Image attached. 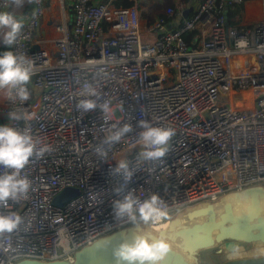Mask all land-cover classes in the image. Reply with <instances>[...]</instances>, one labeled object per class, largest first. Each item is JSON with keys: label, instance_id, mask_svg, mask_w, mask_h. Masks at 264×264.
<instances>
[{"label": "built area", "instance_id": "built-area-1", "mask_svg": "<svg viewBox=\"0 0 264 264\" xmlns=\"http://www.w3.org/2000/svg\"><path fill=\"white\" fill-rule=\"evenodd\" d=\"M243 3L203 0L169 29L184 10L167 7L148 22L141 0H58L56 36L38 39L47 9L45 0L32 3L20 38L6 48L32 62L30 98L13 102L0 93V126L27 129L51 151L23 170L32 182L27 198L0 208L22 218L0 233V264L73 263L79 249L142 223L113 217V201L128 192L160 198L163 216L149 225L162 229L183 208L264 186V14L246 29L233 26L229 13ZM9 7L0 0V11ZM85 83L96 88L98 104L108 103L107 113L77 108ZM13 111L21 118L9 120ZM141 121L172 130L164 157H140ZM113 125L132 131L101 161L96 147ZM121 160L134 176L117 196ZM68 188L79 195L57 205Z\"/></svg>", "mask_w": 264, "mask_h": 264}, {"label": "clouds", "instance_id": "clouds-1", "mask_svg": "<svg viewBox=\"0 0 264 264\" xmlns=\"http://www.w3.org/2000/svg\"><path fill=\"white\" fill-rule=\"evenodd\" d=\"M29 3H39L40 0H28ZM6 4L22 7L25 0H5ZM24 24L17 20L9 11H0V31L3 32L0 43L5 48H12L20 38ZM33 76L32 62L23 56H17L11 51L0 53V93L7 99L21 103L30 98L28 84ZM84 99H80L77 108L89 112L99 108L102 112L109 111L108 103L98 104L99 93L89 83L83 86ZM93 97L95 99H93ZM9 120L20 119L16 112L7 114ZM28 119L27 116L24 117ZM142 129L138 133V143L143 146L140 157L144 160H156L164 157L167 152V144L173 135L171 129L153 127L148 122H139ZM105 137L96 147V154L101 161H107L108 152L114 144H117L132 131L131 126L124 125ZM51 147L42 144L25 129L23 132L9 126H0V168L7 169L5 174H0V208H8L9 202H19L21 198H27L31 188V180L23 170L33 159H41L45 153L50 152ZM114 173L121 175L124 184L115 188L117 196L124 191L131 182L134 172L126 161L117 162ZM112 212L115 220L127 219L131 222L140 221L145 225L155 224L163 216L162 201L157 195L143 201L135 198L128 192L122 199H116L112 203ZM22 223V218L15 212L0 213V233H11ZM138 232L132 242H123L113 249L112 255L115 264H164L170 251V245L164 238H154L150 233Z\"/></svg>", "mask_w": 264, "mask_h": 264}, {"label": "water", "instance_id": "water-1", "mask_svg": "<svg viewBox=\"0 0 264 264\" xmlns=\"http://www.w3.org/2000/svg\"><path fill=\"white\" fill-rule=\"evenodd\" d=\"M78 195V190L68 188L56 197L55 203L63 206ZM141 230L142 234L150 233L154 238H164L169 243L170 251L164 264H200L204 252L235 244L263 249L264 186H249L229 192L216 201L183 208L172 215L168 225L162 229L137 223L115 231L79 249L73 263L24 259L15 264H115L113 249L123 242H132ZM224 264H264V258Z\"/></svg>", "mask_w": 264, "mask_h": 264}, {"label": "crops", "instance_id": "crops-1", "mask_svg": "<svg viewBox=\"0 0 264 264\" xmlns=\"http://www.w3.org/2000/svg\"><path fill=\"white\" fill-rule=\"evenodd\" d=\"M172 3L167 7H175L178 10H184V16L175 15L168 23L169 29H176L182 25L183 19L190 15L203 0H171ZM58 0H45L46 3V16L42 25L41 31L37 34L36 38H42L45 36H56L55 26L59 24V11L56 10ZM30 6V8H28ZM32 3L25 0L20 13V19L23 22L30 14L32 10ZM12 5H10L7 11H11ZM166 7V8H167ZM26 11V12H24ZM23 12V13H22ZM164 13V12H163ZM188 13V14H187ZM187 14V15H186ZM264 14V0H244V3L232 11L228 16V22L239 29H246L249 26L255 24ZM0 31V35H2ZM189 39V37H186ZM5 48V47H4ZM6 49V48H5ZM5 51H8L6 49ZM4 51V52H5ZM264 258L263 249H253L244 245H232L224 246L217 251L204 252L200 259V264H224L230 261H240L245 259Z\"/></svg>", "mask_w": 264, "mask_h": 264}, {"label": "rangeland", "instance_id": "rangeland-1", "mask_svg": "<svg viewBox=\"0 0 264 264\" xmlns=\"http://www.w3.org/2000/svg\"><path fill=\"white\" fill-rule=\"evenodd\" d=\"M141 11L148 22H152L156 17L164 12L166 7L172 3L171 0H141ZM11 13L17 20H20L21 7L12 5ZM56 10L59 11V6H56ZM3 33V32H2ZM3 35V34H2ZM0 35V38H2ZM49 36V35H48ZM51 37V36H50ZM0 50L2 53L6 50L2 43H0ZM3 118V117H2Z\"/></svg>", "mask_w": 264, "mask_h": 264}, {"label": "trees", "instance_id": "trees-1", "mask_svg": "<svg viewBox=\"0 0 264 264\" xmlns=\"http://www.w3.org/2000/svg\"><path fill=\"white\" fill-rule=\"evenodd\" d=\"M28 8H30V6L28 7ZM24 12H26V11H24ZM23 13V12H22ZM158 16H162V14H160V15H158ZM0 53H2V51L0 50ZM250 247V246H249ZM223 248V247H222ZM222 248H220V249H222ZM220 249H216V250H213V251H217V250H220Z\"/></svg>", "mask_w": 264, "mask_h": 264}, {"label": "bare ground", "instance_id": "bare-ground-1", "mask_svg": "<svg viewBox=\"0 0 264 264\" xmlns=\"http://www.w3.org/2000/svg\"><path fill=\"white\" fill-rule=\"evenodd\" d=\"M239 104L241 105V104H242V102H239Z\"/></svg>", "mask_w": 264, "mask_h": 264}]
</instances>
